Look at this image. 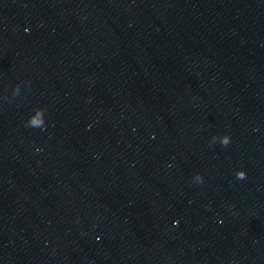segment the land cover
Here are the masks:
<instances>
[{
  "label": "water",
  "instance_id": "obj_1",
  "mask_svg": "<svg viewBox=\"0 0 264 264\" xmlns=\"http://www.w3.org/2000/svg\"><path fill=\"white\" fill-rule=\"evenodd\" d=\"M0 264H264V0H0Z\"/></svg>",
  "mask_w": 264,
  "mask_h": 264
}]
</instances>
